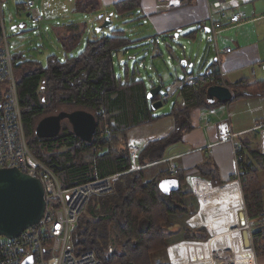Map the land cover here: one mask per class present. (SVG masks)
<instances>
[{"label":"trees","instance_id":"trees-1","mask_svg":"<svg viewBox=\"0 0 264 264\" xmlns=\"http://www.w3.org/2000/svg\"><path fill=\"white\" fill-rule=\"evenodd\" d=\"M138 6V0H128L116 4L114 12L121 17ZM101 10V0H75L73 6V11L79 13ZM85 28V22H67L53 29L55 41L64 52L63 60L50 54L43 65L23 54H13L29 148L56 174L65 189L124 173L112 193L89 198L72 236L76 254L93 252L101 264H171L168 247L178 241L200 240L199 234H207L204 228L191 229L187 224L198 212V200L186 188L179 172L174 175L179 189L165 194L158 184L170 176L168 171L156 175H151L148 167L131 171L128 133L162 116L155 117L151 110L146 97L149 88L136 70L129 74L124 64L123 74L115 71L116 54L127 52L132 44L123 31L114 29L109 35L90 36L84 50L72 54L81 45ZM207 87H184L180 91L169 113L175 118L174 131L164 139L148 142L136 157L138 165L164 160L167 150L181 143L183 136L192 130V110L225 105L209 104ZM236 98L235 94L233 100ZM61 107L68 112L83 110L95 117L97 129L91 143L77 138L66 122L57 137L35 136L36 124L57 114ZM259 143L256 145L247 136L239 145L243 155L242 191L250 219L264 211L258 175L264 170V156ZM198 170L201 177L211 180L212 187L225 184L216 178L217 171L211 163ZM227 186L218 188L224 190Z\"/></svg>","mask_w":264,"mask_h":264},{"label":"crops","instance_id":"crops-1","mask_svg":"<svg viewBox=\"0 0 264 264\" xmlns=\"http://www.w3.org/2000/svg\"><path fill=\"white\" fill-rule=\"evenodd\" d=\"M124 1L128 0H101L102 10H114L116 4ZM74 2L75 0L70 3ZM138 4V7L133 11L125 12L123 16L133 15V22L135 20L141 21V26L139 27H145V30L154 33L153 36L146 37V42L149 38L159 37L165 42L170 40L172 43L174 36H179H176L178 30L188 31L189 33L186 36L192 40H195L199 31H204L206 34L209 33L208 0H170L169 2L138 0ZM230 7L232 13L239 12L245 16L241 24L223 30L217 37L220 48H231V53L222 54L221 65L225 76L229 77L228 79L225 77V83L238 98L228 103V109L230 110V107H242L248 103L255 106V110L252 112V121L249 125L243 126L239 122L233 126L234 133L238 135L237 144L240 145L241 141H245L247 135L250 133L260 138L257 127L264 124V117L259 116V108L262 107V104L257 103L264 101V77L259 79L255 76V69L257 67L263 70L260 67V63L264 60V0H237ZM110 14L113 15V13ZM192 32L193 34H191ZM247 38L249 40L246 43ZM19 53H21L20 50L15 49L13 54ZM148 53L152 54L153 57L160 56L159 45L150 48ZM210 53L214 56L213 47L209 44L205 60L202 67L198 70L206 66ZM182 60L187 61L186 66L181 65ZM182 60L179 61V64L183 68L185 75L188 73L186 67H192L193 64L187 57H184ZM188 63H191V66ZM240 64L242 66L246 64V69H249L253 75L252 78L247 77L241 70L235 72L236 68L242 67ZM240 73H243V75H240ZM155 80L156 84H158L161 78L155 77ZM156 84L151 82L147 87L150 88V86L152 87ZM247 84L262 87V92L256 95L258 96L257 99L254 98V95L252 96L249 90L250 86L246 87ZM235 87L237 88L235 89ZM175 100L173 104L177 103ZM177 101L179 100L177 99ZM224 107L225 105H219L210 109L221 108L223 110ZM210 109L197 108L192 110L190 114L192 130L183 136L181 143L167 150L164 160L154 162L148 167L151 175L168 171V165L165 160L169 157H177L175 159L176 173L179 172L182 175L184 185L196 196L200 204L198 213L190 218L187 224L191 229L204 228L206 232L209 231L208 234L211 237V239L205 242H189L185 240L178 241L174 243L175 245L172 244L167 250L168 259L171 264L179 259V255H181L180 257L185 256L189 261L207 262L211 258L213 251L230 246L235 232H238L239 238L242 240L239 233L241 227L238 221V214L242 209L239 193L234 190L220 193L217 191L219 188L211 189V180L209 178L206 179L207 177H201L198 170L203 164L211 163L217 171L216 178L219 181L227 183L233 179L234 166L230 146L227 144H216L221 123L214 116H208V120L214 122V124L207 127L204 126V114ZM153 113L155 117L162 116V119L160 118L158 122L153 124L146 123L136 127L130 131L131 136L128 135V138H133L132 140L143 142L146 145L148 141L163 139L174 129V118L169 114L170 111L166 114ZM255 113L256 118H253ZM130 142L131 139H128V146ZM210 145H213L211 149L208 148ZM210 150H212V154L209 153ZM258 175L264 207V170L259 171ZM235 210H238V213ZM213 239L214 244L211 245ZM262 245V249L256 253L254 260L252 252L249 250L251 253V264H264V243ZM211 264L214 263L212 262Z\"/></svg>","mask_w":264,"mask_h":264},{"label":"built area","instance_id":"built-area-1","mask_svg":"<svg viewBox=\"0 0 264 264\" xmlns=\"http://www.w3.org/2000/svg\"><path fill=\"white\" fill-rule=\"evenodd\" d=\"M0 0V169L17 168L21 172L38 179L44 189L46 206L43 217L38 224L24 230L19 237L7 239L0 236V264H22L29 256L33 257V264H101L93 252L76 254L73 249V232L77 221L84 212L89 198L94 195H108L113 192L114 184L124 173L113 174L104 178H97L73 188H62L56 174L43 164L30 150L23 123L17 82L13 66V54L8 45V36L5 29L2 3ZM72 2L73 0H68ZM169 2L170 0H158ZM237 0H208L209 33L207 40L214 50V61L198 72H190L181 78L173 80L172 84L163 86L158 99L164 104L177 97L184 87L229 86L225 83V74L222 71V54L231 53V48H220L217 37L223 30L241 24L244 14L231 12V4ZM22 9L28 14L32 24L40 25L44 17L33 0H24ZM216 16H219L216 18ZM153 46L161 43L159 37L147 40ZM123 63V59L119 60ZM264 70V60L260 63ZM230 89V88H229ZM214 116L221 123L220 133L216 144L230 146L234 174L233 180L241 184L244 177L242 153L237 144V134L234 133L231 114L228 104L224 109H210L204 114V126L214 122L208 120ZM106 129V128H105ZM259 130V150L264 156V124L257 127ZM143 142L131 141L129 153L136 166V157L144 147ZM213 145L208 146L211 149ZM212 154V150L209 151ZM177 157H169L170 176L176 174ZM150 165H147L149 167ZM246 216V230L249 234L250 250L255 259L256 253L262 249L264 241V211L255 218Z\"/></svg>","mask_w":264,"mask_h":264},{"label":"rangeland","instance_id":"rangeland-1","mask_svg":"<svg viewBox=\"0 0 264 264\" xmlns=\"http://www.w3.org/2000/svg\"><path fill=\"white\" fill-rule=\"evenodd\" d=\"M33 1L35 2L37 8L40 10L41 14L44 17V21L40 25L32 24L29 18L26 16L27 13L24 12L22 9V3L24 2V0L3 1L2 9H3L4 23H5L6 33L8 36V45L12 54L15 52V49H18L21 52L19 54H23L26 59L37 60L43 65L45 64L46 57L50 54H54L59 60L64 59V52H62L59 45L55 41L53 29L67 22L86 23L85 34L82 38L81 45H79L78 48L72 53L74 56L84 50L85 42L88 37L93 35H96L97 37L101 35H109L114 29L123 31L124 35L127 36V38L132 42V44L130 45L131 47L128 49L127 52L123 53L121 51L116 54L117 58H115V62H114L115 71L116 72L119 71L121 72V74H123L122 70L125 64V66L128 68L129 74H131L132 70H136L138 77L142 79L146 85H148L151 82L156 84L155 77L156 78L159 77L161 78V80L160 82L158 81V84H163V86L167 87L171 85L173 80H175L176 78L183 77L184 70L180 66L179 61L182 60L184 57L190 59L191 63L193 64L192 67H186V71H188V73L192 71L198 72L199 71L198 69L202 67V64L205 60L204 58L208 50L209 42L207 40L208 34L204 33V31H199L195 40H192L188 36H186L189 32L188 31L185 32V30L182 31L178 30L179 36L178 37L174 36V40L172 43L170 42V40H167V42H165L160 38L161 40V43L159 44L160 56L153 57L152 54L148 53L149 49L152 48L153 45L146 42V37L153 36L154 33L148 32L147 30H145V27L144 28L139 27L141 26V21L135 20L133 22L132 21V18L134 17L133 15L120 17L116 15L113 9L101 10L95 13H79L73 11L74 3L71 4L68 0L66 1L65 0H33ZM110 13H113V17L111 19L112 20L111 27L108 29H103L100 32H96L97 26L100 25L98 16L100 14L109 15ZM22 24H24L23 27H21ZM248 40L249 39L247 38L246 43L248 42ZM119 59H123L124 64L119 63L118 62ZM207 60L208 61L206 66H208L214 61V56L212 53L209 54ZM245 65L246 64H243L242 66V64H240V66L242 67L236 68L235 72L241 70L243 73L247 75V77L252 78L253 75L250 73L249 69H246ZM222 71L224 72L223 68ZM243 73H240V75H243ZM255 76L259 79L263 78L264 70H261L260 68L257 67L255 69ZM225 77L226 79L229 78L227 77V75ZM249 90L250 93L254 95V98L257 99L258 96L256 95L262 92L263 89L260 86L257 87V85H253L249 88ZM175 98L176 97L168 100V102L164 103L162 107L155 112L160 114L168 113L171 110ZM255 101H253V103H255ZM257 103L262 104V107L259 108V116L264 117V101ZM254 107L255 106L252 105L251 103H248L247 105L238 108L230 107L229 111L231 114L232 127L235 126L236 123L238 124L239 122L243 126L249 125L252 121V114H253L252 112L255 110ZM61 111H67V110L61 107L59 112ZM172 117L174 118V116ZM253 118H256V113L253 116ZM159 120L160 118H158L153 122H150L149 124L156 123ZM174 123H175V118H174ZM174 129H175V124H174ZM174 129L169 134H171L174 131ZM169 134L166 135V137L169 136ZM128 135L131 136V132H129ZM253 135H254L253 133H250L247 136L250 139H253V143L258 145L260 138H258L257 135H254L253 138ZM128 139L134 141L132 140L133 138L129 137ZM155 141H150V142H155ZM136 166L137 167L139 166V168L147 167V165L145 166L138 165L137 161H136ZM131 171L133 172L137 170L132 169ZM233 182H235V180L228 181L227 183L222 185L225 186L228 184V186L224 188V190H220L219 188L217 189V191L220 193H225L236 189L233 188L232 186ZM239 185L241 188L240 189L237 188V189H239L238 191L241 194L242 201L244 203L243 211L245 212L246 206L242 191L243 179L241 180V184ZM222 186H218V187H222ZM218 187H212L211 189ZM205 219L208 220L209 217L208 219L207 218ZM206 233L207 234H202V236H200L201 234H199V237H202V239L191 240V241L189 240V242H196V241L205 242L211 239V237L208 234L209 231ZM233 249L232 248L217 249L212 252L211 258L207 260V262L189 261L185 256L180 257L181 255H179L178 256L179 259L172 264H211L212 262L214 264H240L241 262L237 260L239 258V255L235 253L236 250H238V248L235 247V249L234 250ZM252 258H253V254H252Z\"/></svg>","mask_w":264,"mask_h":264},{"label":"water","instance_id":"water-1","mask_svg":"<svg viewBox=\"0 0 264 264\" xmlns=\"http://www.w3.org/2000/svg\"><path fill=\"white\" fill-rule=\"evenodd\" d=\"M27 17L28 14L26 15ZM112 14H100V25L96 32L108 29L112 25ZM24 24L21 25L23 27ZM178 35V32L176 36ZM186 60L181 65L186 66ZM191 66V63H188ZM162 84H156L149 88L147 100L151 102L153 112L162 107L163 103L158 99ZM234 99L233 92L225 86L212 85L206 88V100L209 104H228ZM67 123L74 135L85 143H91L97 129L95 117L83 110L71 112L61 111L55 115L42 118L34 129V134L39 139L57 137L62 129V124ZM168 183H165V182ZM163 185V187H162ZM159 189L168 194L179 189V181L174 176L161 180ZM46 206L45 192L41 182L17 168L0 169V236L7 239H15L26 229L39 223L43 217ZM240 223L246 225L245 212L239 213ZM243 245L250 248L249 234L247 230L242 232ZM22 264H33V257H27Z\"/></svg>","mask_w":264,"mask_h":264},{"label":"bare ground","instance_id":"bare-ground-1","mask_svg":"<svg viewBox=\"0 0 264 264\" xmlns=\"http://www.w3.org/2000/svg\"><path fill=\"white\" fill-rule=\"evenodd\" d=\"M232 186H233V188H236V189H234V191H237L238 193H239V195H240V198H241V206H242V209H241V211L240 212H242L243 210H244V203H243V201H242V197H241V194H240V192L238 191L241 187H240V185H239V183H237V182H233L232 183ZM237 188H239V189H237ZM235 212L236 213H238V210H235ZM239 212V213H240ZM238 221H239V225H240V227L242 228H240L239 229V233H240V235L242 234L241 233V231L243 232V230H246V225L245 226H242L241 225V223H240V217H239V214H238ZM214 244V239L211 241V245H213ZM226 247H228V248H234L235 249V247H237L238 248V250H236V254L237 255H239V258L237 259L239 262H241L240 264H251V253H250V249L249 248H245L244 247V245H243V239L242 240H240V238H239V235H238V232H235V235H234V237H233V242L230 244V246H226ZM233 249V250H234ZM250 250V251H249ZM236 260V261H237Z\"/></svg>","mask_w":264,"mask_h":264},{"label":"snow or ice","instance_id":"snow-or-ice-1","mask_svg":"<svg viewBox=\"0 0 264 264\" xmlns=\"http://www.w3.org/2000/svg\"><path fill=\"white\" fill-rule=\"evenodd\" d=\"M165 183H168V182L166 181ZM162 187H163V185H162Z\"/></svg>","mask_w":264,"mask_h":264}]
</instances>
